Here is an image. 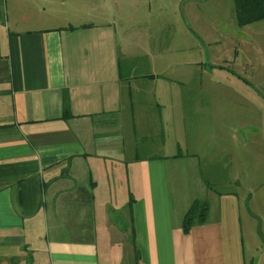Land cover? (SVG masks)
<instances>
[{
	"label": "crops",
	"instance_id": "obj_1",
	"mask_svg": "<svg viewBox=\"0 0 264 264\" xmlns=\"http://www.w3.org/2000/svg\"><path fill=\"white\" fill-rule=\"evenodd\" d=\"M103 6L0 0V264H263L245 249L249 194L171 180L167 156H141L137 81L153 75L124 67L90 17ZM195 200L206 219L184 232Z\"/></svg>",
	"mask_w": 264,
	"mask_h": 264
},
{
	"label": "rangeland",
	"instance_id": "obj_2",
	"mask_svg": "<svg viewBox=\"0 0 264 264\" xmlns=\"http://www.w3.org/2000/svg\"><path fill=\"white\" fill-rule=\"evenodd\" d=\"M104 1L90 17L109 23L133 78L153 75L137 81L147 87L133 112L148 135L141 156H167L171 180L202 177L208 190L249 194L245 249L251 239L264 264V19L238 25L233 0ZM81 12L77 21L88 19Z\"/></svg>",
	"mask_w": 264,
	"mask_h": 264
},
{
	"label": "trees",
	"instance_id": "obj_3",
	"mask_svg": "<svg viewBox=\"0 0 264 264\" xmlns=\"http://www.w3.org/2000/svg\"><path fill=\"white\" fill-rule=\"evenodd\" d=\"M235 17L238 25H246L264 19V0H233ZM84 27V26H80ZM76 28V27H71ZM68 96L64 94L63 117L70 116ZM207 203L195 200L187 209L182 220V229L187 232L195 223L205 221L207 216Z\"/></svg>",
	"mask_w": 264,
	"mask_h": 264
}]
</instances>
